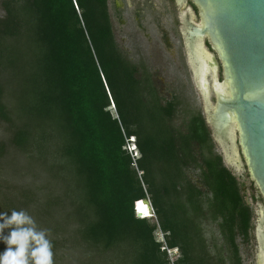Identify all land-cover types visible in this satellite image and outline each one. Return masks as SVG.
<instances>
[{
  "label": "trees",
  "instance_id": "16d2710c",
  "mask_svg": "<svg viewBox=\"0 0 264 264\" xmlns=\"http://www.w3.org/2000/svg\"><path fill=\"white\" fill-rule=\"evenodd\" d=\"M0 8V160L12 151L37 157L66 187L63 199L19 188L22 206L44 212L69 201L71 228L54 220L49 235L54 264L69 238L105 264H171L173 250L172 264H243L253 212L241 185L201 112L188 103L177 124L183 102L164 100L146 65L119 47L108 0H0ZM146 199L153 216L139 218ZM12 206L5 197L0 214ZM6 248L0 240V254Z\"/></svg>",
  "mask_w": 264,
  "mask_h": 264
},
{
  "label": "water",
  "instance_id": "95a60500",
  "mask_svg": "<svg viewBox=\"0 0 264 264\" xmlns=\"http://www.w3.org/2000/svg\"><path fill=\"white\" fill-rule=\"evenodd\" d=\"M173 2L177 8L189 4L181 16V37L204 101L205 122L214 141L221 146L225 160L239 170L244 162L264 201V0ZM195 39L200 41L210 67V81L205 77L202 85L196 72L199 73V62L204 59L202 51L194 48ZM206 44L220 63L221 80L217 62ZM211 94L213 103L209 99ZM143 202L149 206L151 214L150 201ZM140 216L138 213L137 217ZM256 238L257 261L264 264L261 212Z\"/></svg>",
  "mask_w": 264,
  "mask_h": 264
},
{
  "label": "rangeland",
  "instance_id": "374dc122",
  "mask_svg": "<svg viewBox=\"0 0 264 264\" xmlns=\"http://www.w3.org/2000/svg\"><path fill=\"white\" fill-rule=\"evenodd\" d=\"M115 1L118 6L122 7L120 11L115 12ZM188 5L177 8L173 0H108L113 32L119 47L135 63L143 62L146 65L153 74V78L164 100L177 97L183 102L176 115L177 124L185 117L184 111L189 107L200 111L205 119L204 101L195 83L187 50L181 37V16L188 8ZM3 15L4 12L0 8V17ZM206 49L213 54L217 62V74L219 80H221L220 63L207 44ZM206 77L210 81L209 73ZM209 99L212 103L214 102L213 94L210 95ZM188 103L189 106L187 108ZM4 137V127L0 126V141H4ZM214 142L215 151L222 155L225 167L237 178L241 185L242 194L252 208L253 202L251 201L248 188L252 180L247 173L244 162L242 161L241 164L242 170L237 169L235 165L225 160L221 146L216 141ZM134 154H137L136 151L133 152ZM196 173L197 171L190 173L193 181H196ZM47 174L37 157H27L15 151L10 152L5 158L3 156L0 160V209L4 208V198L6 197L13 204L12 210L17 209L18 206L19 209L26 210L35 219L36 224L40 228L48 229L51 233L54 220H60V225L69 230L71 222L66 219L67 212L70 210L67 199L66 201L64 200V207L50 208L45 212L39 204L22 206L19 203L21 188H27L33 193L43 195L47 199L52 196L61 199L65 197L66 187L64 184L60 180L51 179ZM12 186H18L16 188L18 196L14 192L15 190L10 189ZM38 187H41L43 191L38 192ZM4 188H8V191L4 190ZM4 192L11 194L4 195ZM13 193L15 194L13 195ZM143 206L147 209V214L143 213L141 216H152L149 206L147 204H143ZM255 218L254 216L252 219V225L255 224V220H258ZM149 221L153 222L154 219L152 218ZM208 231L214 232L215 237H218L215 226H208ZM207 235L210 236L208 233ZM155 238L157 241L163 240L159 230L155 232ZM257 248V238H254L251 230L249 243L246 245L239 243L243 264H258ZM177 257V253L173 254V252L168 255L171 264ZM62 258L59 264H105L102 262V258L90 253L89 250L73 238H69L68 248L63 253Z\"/></svg>",
  "mask_w": 264,
  "mask_h": 264
},
{
  "label": "clouds",
  "instance_id": "9594fccd",
  "mask_svg": "<svg viewBox=\"0 0 264 264\" xmlns=\"http://www.w3.org/2000/svg\"><path fill=\"white\" fill-rule=\"evenodd\" d=\"M131 150H134L133 147ZM6 229L10 230L7 235ZM49 235V230L40 228L24 209H13L10 216L7 212L0 214V240L7 245L0 254V264H54L53 244Z\"/></svg>",
  "mask_w": 264,
  "mask_h": 264
},
{
  "label": "flooded vegetation",
  "instance_id": "af4514ba",
  "mask_svg": "<svg viewBox=\"0 0 264 264\" xmlns=\"http://www.w3.org/2000/svg\"><path fill=\"white\" fill-rule=\"evenodd\" d=\"M114 6H115L114 7L115 12L116 11H120L122 9L121 6H118L117 5V2L116 1L114 2ZM248 188L250 190L251 201L253 202V207L251 208L249 206L251 208L252 212H253L252 219L255 216L256 217L255 219H258L259 220V218H260V212L262 213L263 218H264V201L262 199V196H261V194H260L257 186L255 185L254 182L251 181L249 183V187ZM244 199L246 201V204L249 205L248 202H247V200H246V198H245V196H244ZM257 210H258V214H257ZM258 220H255V224L254 225H252V221H251V229H250V232L252 230V232L254 234V238H256V235L255 234H256V227L258 225ZM257 251H258V248H257Z\"/></svg>",
  "mask_w": 264,
  "mask_h": 264
},
{
  "label": "bare ground",
  "instance_id": "6f19581e",
  "mask_svg": "<svg viewBox=\"0 0 264 264\" xmlns=\"http://www.w3.org/2000/svg\"><path fill=\"white\" fill-rule=\"evenodd\" d=\"M194 48L195 49H197V50H200V51H202V55H203V59H204V62H199V73H197L196 72V74H197V76H198V78H199V81H200V83H201V85H202V82H204L205 81V77H206V74L209 72V64H208V62H207V57H206V55L204 54V52H203V49H202V47H201V43H200V41L199 40H194ZM195 71H196V69H195ZM215 90H216V88H215ZM216 92H217V90H216ZM144 204H146V203H144ZM139 208L140 207H137V209H138V211H139ZM139 213H140V215H142L144 212H142L141 210L139 211ZM146 217V216H145ZM144 217V218H145ZM261 227L259 226L258 227V230L260 229ZM258 235H259V231H258ZM259 237H260V235H259ZM262 258H263V255H264V252H262ZM262 260V262H263V259H261Z\"/></svg>",
  "mask_w": 264,
  "mask_h": 264
},
{
  "label": "built area",
  "instance_id": "2783aa9c",
  "mask_svg": "<svg viewBox=\"0 0 264 264\" xmlns=\"http://www.w3.org/2000/svg\"><path fill=\"white\" fill-rule=\"evenodd\" d=\"M136 213H137V214L139 213L138 209L136 210ZM136 216H137V215H136ZM152 216H153V211H152ZM171 252H173V254H176V253H177V251H176V250H173V251H168V255H170V254H171Z\"/></svg>",
  "mask_w": 264,
  "mask_h": 264
},
{
  "label": "snow or ice",
  "instance_id": "6c2138e0",
  "mask_svg": "<svg viewBox=\"0 0 264 264\" xmlns=\"http://www.w3.org/2000/svg\"><path fill=\"white\" fill-rule=\"evenodd\" d=\"M140 210L144 212V214H147V209L143 205L140 206Z\"/></svg>",
  "mask_w": 264,
  "mask_h": 264
}]
</instances>
